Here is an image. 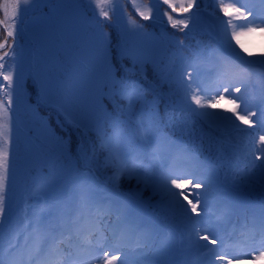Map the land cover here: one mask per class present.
<instances>
[{
  "label": "trees",
  "instance_id": "1",
  "mask_svg": "<svg viewBox=\"0 0 264 264\" xmlns=\"http://www.w3.org/2000/svg\"><path fill=\"white\" fill-rule=\"evenodd\" d=\"M113 1L114 3L109 5L105 0H94V2L83 0L84 8L80 11L82 14L77 13L76 23H73L82 30L79 40L69 41L64 49L57 51L56 61L49 59L45 66L34 65L31 75H26L29 87L25 90L21 113L28 128L22 133L21 142L22 155L27 157V163L21 173L20 183L33 188L32 184L36 181L38 173L40 171L46 173L48 166H52L51 169L55 166L56 175H52L47 181H41L39 185V192L45 196L49 204H52L54 198L51 186L63 177V166L66 163L72 164L73 169L78 171L88 172L91 168L88 174L95 183L110 187L114 171L110 167L103 166V161L108 156L105 145L113 140L115 135L113 119L119 117L124 120L129 132L136 133L139 139L136 117L140 122L144 121L145 127H151V118L147 115L149 110L155 116L161 137L194 146L200 158L218 166L221 177L225 175L228 178L235 177V169L242 168L257 156L261 157V160H256V164H260L264 160V149L251 131L245 129L222 132L211 128L186 108L181 111L183 106L181 89L175 72L186 58L192 57L198 51L205 55L207 49H213L216 45V37L208 26H205V21L203 23L197 21L194 28L190 21L189 29L181 32L167 24V17L163 13H171V9L163 4L162 0ZM228 1L198 0L200 18L205 20L206 17L211 19L223 17L220 8L222 5H227ZM57 2L72 5L75 0H57ZM4 3L5 0H0V6ZM172 3L179 7L182 3L186 4L187 0H172ZM39 9V11L30 10L23 17L25 28L24 40L21 42L23 46H27L31 38L28 29L33 28L34 25L39 28V18L47 13L48 6L40 4ZM93 9H95L94 15L103 21L99 27L91 18ZM101 9L108 12V20L99 16ZM157 13L159 16L156 15ZM171 14L175 19H190L189 14ZM117 16L119 23L116 22ZM145 16L155 18L144 19ZM0 20H6L3 7H0ZM8 23L10 24V21ZM125 30L129 33L127 38L129 51L117 57L116 53L109 49L108 36L111 34L114 41L117 34ZM101 32L104 34L103 37L100 35ZM5 33L6 28L3 29L0 25V43L4 41ZM12 43V38H8V44ZM112 49H115L114 42ZM138 51H144L146 54L133 56L132 53ZM5 52L9 55L4 56ZM80 59L85 60L86 64H81ZM14 72L15 62L11 49L6 46L0 50V124L6 123L11 115L10 112L7 114L4 112L8 107L7 93L11 89L8 87V82L3 80V75H14ZM249 74L248 68H241L240 80L245 82ZM40 76L59 79L62 82L66 77H70L65 88L74 81L82 80L84 92L81 100L73 104L67 92L62 95L53 94L37 108V97L31 85L33 80L39 79ZM120 79L134 86L120 94L118 89ZM96 80L101 84L100 89H97ZM137 91L141 92L142 98L133 105L132 111L135 112V116L130 117L128 104ZM66 108L72 112L74 119L68 116ZM60 145L63 146L62 150ZM81 149L87 152L89 157L94 155L95 162L92 164H86L83 160L78 162L77 154ZM130 162L143 165L145 168L149 167L143 158ZM132 185L136 186V181L124 178L120 181V190L131 188ZM201 189L198 194L205 193V190ZM256 189L259 191L258 187ZM211 193L209 191L199 198L208 201ZM17 195L19 197L18 193ZM17 202L21 205V200ZM26 204L36 206L38 204L36 197L27 196ZM147 207L161 223L177 221L178 213L164 210L154 212V208L149 205ZM210 218L213 219L214 214L210 215ZM251 225L248 227L247 240L257 244L255 238L258 226L256 222ZM221 233L216 237L225 243ZM225 246L229 248L228 254L235 252V246L230 244V241L226 242ZM232 262L242 264L236 260Z\"/></svg>",
  "mask_w": 264,
  "mask_h": 264
},
{
  "label": "snow or ice",
  "instance_id": "2",
  "mask_svg": "<svg viewBox=\"0 0 264 264\" xmlns=\"http://www.w3.org/2000/svg\"><path fill=\"white\" fill-rule=\"evenodd\" d=\"M162 2L171 9V13L189 14L190 19H175L171 13H163L167 17V24L172 29H178L183 32L185 29H189L190 21L193 28L196 26L199 18L198 0H187L186 4L182 3L179 7L175 3H172V0H162ZM40 4H46L48 6L47 13L39 18L41 20L39 28L34 25L31 30V38L28 41V45L23 46L21 43L25 35L23 17L30 10L39 11ZM0 7H3V14L6 18V20L0 21V24H4L6 28L5 39L0 43V49L8 46L11 49L12 58L15 62L14 75H3V80L8 82V87L11 89L7 93L8 107L4 109V112L6 114L10 112L11 115L6 123L0 124V138H2V145H0V230H2L5 223L11 224L13 220V190L23 149L21 136L24 130L28 128V124L22 119L21 113V106L26 95L25 90L29 87L26 81V75H31L34 65H47L49 57L54 52L64 49L69 40L73 38L67 28L68 13L63 10L68 8L73 9V15L76 19V14L84 8V2L83 0H75V3L72 5H65L58 3L57 0H5V3ZM220 11L224 16H235L238 19L242 18L248 21V26L244 31L239 34L233 33L231 39L227 38V32L225 30V39L227 42L221 45L225 60L227 61L231 58V60L238 61L239 64L248 68H251L257 63L264 66V59L253 61L246 58L252 56L253 53L240 41L241 35L259 33L264 36V27L255 26L257 19H260L261 24H264V17H259L253 9L246 8L243 5L240 7L235 5H222ZM94 13L95 9H93V17L91 18L97 27H99L103 21L99 17H96ZM156 15L159 16V13ZM99 16L103 17L104 20L109 19L108 12L102 9ZM249 17H251V20H249ZM154 18L149 16L144 17V19ZM9 21L10 24L8 23ZM116 22L119 23L118 16ZM227 23L231 24V19ZM18 24L20 25L19 27ZM185 34L187 35V33ZM100 35L103 37V32ZM128 36L129 33L125 30L123 33L117 34L113 41L111 34H109V49L113 50L117 57L129 51L127 48ZM8 38H12L13 43L11 45L8 44ZM231 40H235V44H232ZM113 42L115 43V49H112ZM237 45L239 46V50L236 47ZM241 50L246 56L241 54ZM132 54L135 57H139L144 56L146 53L144 51H138ZM8 55V52L4 53V56ZM260 55L264 57V53ZM188 75L191 77L192 73ZM236 83H239L241 86H236L232 81H228L217 98L209 101L208 107L215 110L219 107L221 101H226L232 107L223 109V111L231 113L235 117V120L249 127L257 124L260 127H264V108L258 109V117L257 111L241 114V103L245 104V109L247 107L243 96L238 95L233 99L227 98V96L231 95L232 91L237 94L242 93V87L245 86L244 81L240 80ZM133 86L130 83H126L124 79H120L118 85L119 93L123 94ZM31 87L37 97V108H39L41 103L50 99L53 94L62 95L65 92H67L70 101L75 104L81 100L84 92V82L82 80L74 81L69 87L65 88L61 80L48 79L45 76L34 79ZM114 87L116 86L114 85ZM141 98V92L137 91L136 95L129 102L128 114L130 117L135 116L132 108ZM193 100L196 105H200L201 101L198 97H193ZM181 104L183 105L181 111L186 108L194 115H210L209 113H196V110L184 101H181ZM61 107H63V104ZM65 111L69 117H72L71 111H68L67 108ZM147 115L151 118L152 126L145 127L144 121L141 120L137 128H143L144 134L139 139H137L136 133L129 132L127 123L124 120L119 117L113 119L115 135L113 140L108 141L105 145L108 156L103 161V166L110 167L114 171V175L111 177L112 184L110 187L96 184L88 175V172H91V168H89L88 172L72 177L73 181L79 185L78 191L89 206L103 211L108 216H115L117 226H122L126 231L133 234L141 233L145 241L148 242L152 238L156 224L151 219L142 218L143 214L138 205L143 196V190L151 188L153 195L159 194L167 202L168 208L173 212L177 209H182L184 215L200 223V231L205 233L200 236V239L208 241L213 245L217 244V225L209 219L207 225L204 226L201 220L202 216L207 217L209 215L206 211L208 201L199 198L203 197L209 191L214 194L218 192L212 174L210 173L204 180L197 179L195 172L191 169L186 170L183 175L175 174L172 169L175 168L178 161L182 160L186 164L197 168L203 167L204 163L201 162L194 146L186 144L183 141L161 137L154 114L149 110ZM253 117H256V119H253ZM72 118L74 119V117ZM260 140L264 142V136H261ZM60 147L62 150L63 146L60 145ZM149 156L152 157L151 160H148ZM141 158L147 161L148 168L130 162L138 161ZM80 160L85 161L86 164H92L95 162V157L94 155L93 157H89L87 152L81 149L77 154V161L79 162ZM255 160H261V157L257 156ZM124 178H127L129 181H136L135 191L130 189L127 194L121 193L120 181ZM235 179L254 184L264 191V160L260 164L253 162L252 170H248L243 176L237 174ZM141 185L144 186V189H141ZM201 188L205 190V193H194L195 189ZM100 192L108 193V195L98 199L97 195ZM190 196L193 199H190ZM185 201L187 202L186 204L184 203ZM217 203L225 217L243 215L247 218L250 214L258 218L261 228H264V204L259 209H255L231 202L225 198H220ZM37 227H40L39 221H37ZM115 234L116 231L114 230L113 235L115 236ZM210 237L212 238L210 239ZM219 242L223 243V240ZM204 247H207V245H204ZM99 251L102 252V264H126L128 254L122 249H112L110 247L109 250L101 248ZM216 258L218 260H224V256H217ZM253 259H264V252L253 257ZM0 264H4L2 259H0ZM227 264H233L232 260H228Z\"/></svg>",
  "mask_w": 264,
  "mask_h": 264
},
{
  "label": "rangeland",
  "instance_id": "3",
  "mask_svg": "<svg viewBox=\"0 0 264 264\" xmlns=\"http://www.w3.org/2000/svg\"><path fill=\"white\" fill-rule=\"evenodd\" d=\"M105 1H107L109 5L114 3L113 0ZM229 5H235L237 7L243 5L246 8L253 9L259 17H264V2H262V0H230ZM68 10L70 9H67V11ZM229 19H231V24L227 23ZM240 19L241 18L223 16L213 20H209L206 17L204 20L199 16L198 22L200 23L205 21L208 25L209 23L217 22L214 27L218 36L216 45L213 49H207L205 55L199 51L196 52L193 58L187 59L175 72L179 87L182 89V101L191 105V107L196 110V113H209L210 115L207 116H198L210 127L219 129V131L222 132L229 131L235 126L248 127L235 120V117L232 116L231 113L223 111V109L232 107V105L228 104L226 101H221L219 107L215 110L208 107L209 101L217 98L228 81H232L236 86H241L239 83H236L238 81L239 62L231 60V58L226 61L221 47L222 44L227 42L225 39V30L227 32V38L231 39L233 35L232 26ZM72 23L73 18L70 17L67 28L69 34L73 36L70 41H75L78 36L73 33V28L71 27ZM255 26L264 27V24H261L260 19H257ZM32 29L33 28L28 29L29 34H31ZM240 41L251 53H253L252 56L246 57L247 59L259 61L264 58L260 55L264 53V36L259 33L241 35ZM231 43L235 44V40H231ZM236 47L239 50V46L237 45ZM56 54L57 51L54 52L49 59L56 60ZM241 54L246 56L242 50ZM80 63L86 64V61L80 59ZM251 69L253 72L250 82L244 84L245 86L242 87V93L237 94L232 91L230 96H227V94L226 96L228 99H233L238 95H242L243 100L246 101L247 107L245 109V104L241 103V114L257 111L258 117V109L264 108V67H260L257 63L254 64ZM189 73H192L191 77H189ZM172 76H174V74H172ZM69 78L70 77H66L63 82L65 87L69 83ZM95 82L97 84V89H100V82L98 80ZM193 97H198L200 99V105L195 104ZM253 119H256V117H253ZM255 126L260 127L258 124ZM260 129V134L264 136V127H260ZM139 135L143 136V132L140 131ZM262 146L264 147V142ZM151 159L152 157L149 156L148 160ZM201 162L204 163V166L197 168L181 160L176 163L172 171L177 175H183L186 170L191 169L195 172L199 180H204L206 176L210 173L212 174L218 192L215 194L211 193L206 209L209 215L207 217L202 216L201 220L204 226H206L207 221L211 219L210 215L214 214V218L211 220L217 226L219 225L216 236L224 232L226 236L224 240H229L230 244L235 246L234 249L236 251L232 253L231 256H229L230 253H227V249L229 248L224 246L227 242L226 240L224 244L218 242L213 245L208 241L200 239V236L205 234L200 231V223L184 215L182 209H177L175 211L180 215L179 221L171 220L167 221L168 224H160L157 216L153 215V212L148 209L147 205L154 208V212L157 210H164L165 212L171 210L168 208L167 202L163 200L159 194L153 195L151 188L143 190V196L138 205L143 214L142 218L151 219L156 224L155 231L152 235V238L154 235L158 237L156 246L154 250L149 251L151 240L146 242L141 233L133 234L126 231L122 226H117L115 216H108L103 211L91 207L85 202L78 191L79 185L73 181L72 177L86 172L73 169L74 167L72 164L64 163L63 177L58 179L51 186L54 203L50 204L49 210H46L45 207L49 201L45 204L42 200L39 202V185L41 181H47L52 175H56L57 170L54 169L55 166L52 169V166H48L46 173L43 171L38 173L36 181L32 184L34 185L33 188L27 187L26 185L23 186L20 183V176L26 168L27 157L22 155L21 162L17 168L16 182L13 190V220L11 224L5 223L3 230H0V233L2 232L0 237V259L4 261V264H102V252L100 255H95L92 259H85L80 255V251L79 253L75 251L74 243L77 242V240L73 238V234L68 236L70 230L67 229V224L71 218L70 221L75 228L74 232L79 234V236H84L86 239L90 238L89 242L95 240L94 242H98L101 248L105 250H109L111 247L112 249H122L127 252L128 258L126 264H212L213 262L216 264H218V262L219 264H227L228 260L233 259L242 262V264H264V259H253V257L264 252V228H261L258 218L250 214L247 218L243 215L225 217L217 203L220 198H225L231 202L245 205L249 208L259 209V207L264 204V191L258 187L259 191L253 192L252 188L254 186L252 184L236 180L234 176L228 178L225 175L222 177L224 181H221L218 178L219 169L217 166L202 160ZM212 170H214V172H212ZM246 172H244L243 175H245ZM90 178L94 181L92 177ZM130 189L135 191L136 186L132 185L131 188L120 191L122 194H127ZM141 189H144L142 185ZM198 191L200 190L195 189L194 193ZM106 195H108V193L100 192L97 198L99 199ZM27 196L38 198V204L35 207L27 205ZM58 197L63 200L62 207H64L67 212V216L61 217V220L52 219L50 216L53 208L57 204ZM191 197L192 196L189 198ZM191 199H193V197ZM17 200H21V205ZM80 200H83V202H80ZM184 203L186 204L187 202L185 201ZM74 204L82 208V213L77 211L78 207L74 210H69V206ZM192 215L194 216V214ZM248 220L250 223L247 222ZM37 221L40 223L39 228L37 227ZM252 221L253 224L256 222L260 230L259 236L255 238H260V240H262L259 244H251L249 243L250 240H247L249 236L247 226L251 227ZM59 224H61V228L67 229L69 234L63 235V232L56 234L54 227ZM86 227H90L93 230L88 231ZM165 229L166 235L164 234L165 237L162 238L161 234ZM193 229H195V231H193ZM236 229H239L238 231H240L242 238L247 242H240L239 238H237L238 234H236ZM114 230L116 231L115 236L113 235ZM51 233L56 235L52 236ZM221 234L223 236V233ZM35 239L40 241L39 245L36 247L33 245ZM82 239L84 238L82 237ZM49 243L51 244L50 247H48ZM204 245H207V247H204ZM137 247H143L144 249L138 251L136 250ZM50 249L53 251H50ZM217 256H224V260H218L216 258ZM56 257H59V259Z\"/></svg>",
  "mask_w": 264,
  "mask_h": 264
},
{
  "label": "bare ground",
  "instance_id": "4",
  "mask_svg": "<svg viewBox=\"0 0 264 264\" xmlns=\"http://www.w3.org/2000/svg\"><path fill=\"white\" fill-rule=\"evenodd\" d=\"M249 20L250 17H249ZM248 26V21L247 20H244V19H240L238 20L237 22H235V24H233L232 26V31L233 33L235 34H238V33H241L244 31V29ZM80 202H83L82 200H80ZM63 205V200L58 197L57 198V204L55 205V207L53 208L52 212H51V218L52 219H60L61 220V217H65L67 216V212L66 210L64 209V207H62ZM78 206L76 204L74 205H70L69 206V210H74L76 209ZM77 211L82 213V208L81 207H78L77 208ZM60 214V215H59ZM71 218L69 219V222L67 224V229L70 230V235L73 234V238L75 240H77V242L74 243V248H75V251L77 253H79L80 251V255L85 258V259H92L94 258L95 255H100L101 252L99 251L100 248V245L98 242H94L95 240H93V242H84V240H82V237L79 236V234H77L76 232H74V225L72 224V222L70 221ZM60 223V222H58ZM88 229V231H91L93 229H91L90 227H86ZM67 229H63L61 228V224L57 225L54 227V231L55 233H61L63 232L64 230H67ZM38 231V230H37ZM52 234V233H51ZM56 234H52L53 235H56ZM69 234V233H68ZM38 238V236H37ZM98 238H99V235H98ZM97 240V239H96ZM39 240L38 239H35V243H33V245L38 246L39 245ZM50 243L48 244V247H50ZM82 249V250H81ZM50 251H53L52 249H50ZM79 255V256H80ZM80 256V258H81ZM59 259V257H56Z\"/></svg>",
  "mask_w": 264,
  "mask_h": 264
}]
</instances>
